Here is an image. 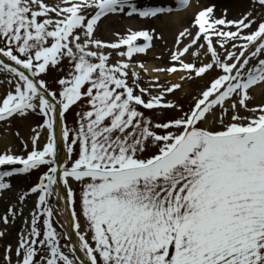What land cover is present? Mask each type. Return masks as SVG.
<instances>
[{"label": "snow or ice", "instance_id": "snow-or-ice-1", "mask_svg": "<svg viewBox=\"0 0 264 264\" xmlns=\"http://www.w3.org/2000/svg\"><path fill=\"white\" fill-rule=\"evenodd\" d=\"M190 5L0 0V123L39 118L0 151V239L23 223L3 264H264V0H197L169 44Z\"/></svg>", "mask_w": 264, "mask_h": 264}, {"label": "rangeland", "instance_id": "rangeland-1", "mask_svg": "<svg viewBox=\"0 0 264 264\" xmlns=\"http://www.w3.org/2000/svg\"><path fill=\"white\" fill-rule=\"evenodd\" d=\"M226 2H227V0H201L200 1V3H202V4L216 3L218 5L217 14H219V11L222 10L223 7H226L227 4H228L227 7H233V6L235 7V4L238 5L239 0H228V3H226ZM184 10H188V7L184 8ZM193 13L189 12V14L191 16L193 15ZM229 14H230V12H229ZM188 17H190V16H188ZM229 18H233V17H231L229 15ZM159 51L165 53L162 50H159ZM154 62L159 63L160 67L167 66L168 65V58L164 57L160 60L155 59ZM141 76L144 78L145 81H147V78L143 75V73H141ZM171 77H173V76L161 75L160 76V83H165L168 80L172 81ZM48 79H49V83L51 84V78H48ZM198 87H199V84H193L190 87L189 86L185 87V90H186V92H195L198 89ZM257 96L259 97L260 95H257ZM177 97L180 99V102L182 104H184L185 107H187L188 104L190 103L191 97L186 96L184 92H178ZM169 98H171V97H169ZM30 118L31 117H29L27 120H23V121H20V120L16 121L11 128H9L5 124L0 123V140L4 141V147L5 148L11 146L15 150L19 151L18 141L16 140L14 133L16 131H19L24 137H26V138L29 137L31 135V128L35 127L36 124L39 122L38 117H35L36 120L34 121V123H33V121H30ZM5 135L9 136V138H3ZM41 141H43V138L41 139ZM42 143L43 142H41V144ZM38 175H39V173H35L31 177L30 180H17V181H15V183L18 185V187H26L28 185L35 183ZM16 196H17V193L13 192V193H8L3 198H0V215H2L5 212L6 208L9 206L10 202H16ZM35 199H36V197L32 196L30 199H28L26 201V207L24 209V216L25 217H28L29 210L33 208L34 203H35ZM22 227H23L22 221L18 220L14 226L9 227L5 238L0 239L4 243V247H2V249L0 251V264H3V254H4V248L7 245L6 243L9 241L8 244H12L13 248H15L16 242H17V234H18L19 229ZM3 228H4V225L2 223H0V230H3ZM13 258H14V253H13Z\"/></svg>", "mask_w": 264, "mask_h": 264}, {"label": "bare ground", "instance_id": "bare-ground-1", "mask_svg": "<svg viewBox=\"0 0 264 264\" xmlns=\"http://www.w3.org/2000/svg\"><path fill=\"white\" fill-rule=\"evenodd\" d=\"M200 1L201 0H199V2ZM244 2H245V0H239L238 5L235 4V7L234 6L229 7L230 8V14L229 15L231 17L238 16L239 11L244 6ZM226 3H228V0ZM196 5H197V0H191V5L188 7V10H176V11H173L171 13V15L166 16L164 18L163 28H164V32H165V35L167 37L169 44H171L172 33L175 32L176 29L181 27L182 22L186 18H189L188 16L191 17L189 12L193 13L195 10H197ZM227 6H228V4H227ZM117 27H119V25H117ZM104 35H105L106 39H111L112 38L111 37V30L109 29ZM159 50L165 51V53L160 52ZM159 56L167 57V54H166V50L162 49L160 42H157L156 49L151 55L144 56V57L143 56L135 57L136 61H144L145 62L147 72H143L139 68H137L136 70L143 72V75L147 78V80L154 78L156 76V73L153 71V69L155 66L157 67L160 65L159 63L154 62V60L157 59L156 57H159ZM171 79H172V82H174V83L180 82V76L179 75H175V76L171 77ZM185 87H188V85H185ZM263 89L264 88H257L256 92L257 93L259 91L261 92ZM35 120H36L35 117L30 118V121H33V123ZM7 135H5L3 138H9V136H7ZM42 142H44V140ZM3 150H5L4 141L0 140V151H3ZM8 243H9V241L6 244H8ZM2 247H4V243L0 240V251H1Z\"/></svg>", "mask_w": 264, "mask_h": 264}]
</instances>
